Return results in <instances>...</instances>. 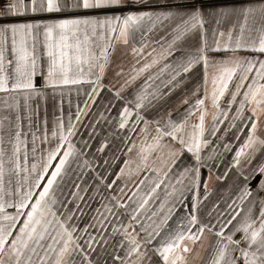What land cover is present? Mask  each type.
I'll list each match as a JSON object with an SVG mask.
<instances>
[{"label": "snow or ice", "instance_id": "6c2138e0", "mask_svg": "<svg viewBox=\"0 0 264 264\" xmlns=\"http://www.w3.org/2000/svg\"><path fill=\"white\" fill-rule=\"evenodd\" d=\"M262 117L264 0H0V264H264Z\"/></svg>", "mask_w": 264, "mask_h": 264}, {"label": "crops", "instance_id": "0c3cea01", "mask_svg": "<svg viewBox=\"0 0 264 264\" xmlns=\"http://www.w3.org/2000/svg\"><path fill=\"white\" fill-rule=\"evenodd\" d=\"M122 50L121 49H117V51H116V55L117 56H119L120 55V52H121ZM129 60H130V57H129ZM68 87H72V86H68ZM180 95V93L179 92H177L176 94H175V96H173V101H174V103H173V107L175 108L176 107V105L179 103V101L176 99V97H178ZM71 100L72 101V105H71V107H72V110L73 111H75V106H76V103H77V99H76V96H75V93L74 92H72L70 95H68L67 93H66V96H65V101H64V108H65V110H67L68 109V107H69V105H68V100ZM211 112H212V108H211V106L210 105H208V115H207V117H206V125H208V124H210L211 123V120H212V116H211ZM51 115V111L49 110V116ZM65 115H66V112H65ZM262 119H264V117H262ZM223 127V125H221V128ZM236 146H238V145H233V148H235ZM217 183H219L218 181H216L215 180V177H213L212 179H210L209 180V188H214L215 187V185L217 184ZM98 199V198H97ZM93 207H95V205H93ZM189 259L191 260L192 259V256L190 255L189 256ZM197 264H198V261H197Z\"/></svg>", "mask_w": 264, "mask_h": 264}]
</instances>
